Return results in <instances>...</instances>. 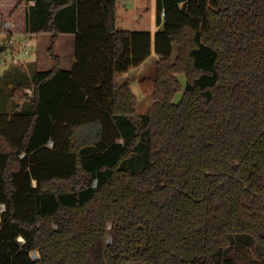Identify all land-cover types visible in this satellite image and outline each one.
I'll use <instances>...</instances> for the list:
<instances>
[{"label":"trees","instance_id":"obj_1","mask_svg":"<svg viewBox=\"0 0 264 264\" xmlns=\"http://www.w3.org/2000/svg\"><path fill=\"white\" fill-rule=\"evenodd\" d=\"M29 1L0 0V30L28 31ZM44 1L55 66L35 72L32 109L0 113V264H264V0H157L155 38L118 26V0ZM154 42L140 114L117 77Z\"/></svg>","mask_w":264,"mask_h":264},{"label":"rangeland","instance_id":"obj_2","mask_svg":"<svg viewBox=\"0 0 264 264\" xmlns=\"http://www.w3.org/2000/svg\"><path fill=\"white\" fill-rule=\"evenodd\" d=\"M139 2L140 6L137 8V5L133 3V0H118L119 20L117 24L120 28L129 30L145 28L151 31L155 38L156 31L162 28V24L158 25L157 23V0H139ZM14 36L16 41L13 44L9 43L7 40H2L5 35L0 39V46H4V49L0 51V113L8 112L12 114L17 110H30L33 106L31 101L34 87L33 77L37 66L36 63L35 66H29L28 60L34 56L35 46L23 47L21 43L25 39H23L21 34L16 32ZM177 52L178 47L176 45L174 48L173 58H175ZM159 58L160 56L155 50L154 42L153 52L151 56L146 59L147 61L144 63L143 68L135 70L136 73L132 74V81L130 82L133 87L132 89H134V92L139 99L138 112L140 114L146 113L153 104L151 94L143 92L140 79L144 76H153L155 74L156 62ZM38 66V69H49L45 58L40 61ZM127 75V72H122L118 74L117 80L120 83L125 82L127 80ZM183 81L185 80L183 79ZM18 86L23 88V91L28 95V98L20 104L19 108L17 107L16 109L17 100L16 97L14 98L13 96L14 89ZM180 97L181 93L177 95L176 99L179 100ZM139 121L142 124L141 117L139 118ZM21 124V121L16 123L7 122L6 128L11 134H13L16 127ZM119 141L124 142V138H120ZM147 145V136L144 134L138 149L125 163L128 168L139 170L146 165ZM34 183L36 184V181H34Z\"/></svg>","mask_w":264,"mask_h":264},{"label":"crops","instance_id":"obj_3","mask_svg":"<svg viewBox=\"0 0 264 264\" xmlns=\"http://www.w3.org/2000/svg\"><path fill=\"white\" fill-rule=\"evenodd\" d=\"M133 3L137 5V8L140 6L139 0H133ZM29 7V28L28 31H19L23 39H25L21 44L22 46H35V54L34 56L28 60V65L29 66H35L36 63V70L34 71V74L38 70H43L42 68L38 69V65L40 61L44 58L47 60V64L49 69L53 68L55 66V61L52 59L48 52V47L51 43V38H52V32L50 31H37V27L39 23L45 19L48 16L49 13V8L47 6V3H45L44 0H30L29 3L27 4ZM67 13L64 12L63 16L62 13L59 16V21L60 23L65 22L67 20ZM119 20V14L117 10V23ZM4 25L6 27L11 25V20H5ZM36 29V30H35ZM137 30H147L145 28H139ZM16 32H13L12 34H9L6 30H0V39L2 36L5 35V37L2 38V40H7L9 43L13 44L15 43V34ZM75 35L76 33L71 31V30H64L58 32V42H57V47H56V52L57 54L61 57L62 61V68L64 69H69L71 70L76 62V57H75ZM36 48V49H35ZM27 53V51L25 50ZM49 54V55H48ZM39 61V62H38ZM147 60H145L142 64L136 67H132L129 70H127V80L132 81L131 77L133 76L132 74L136 73L135 70L137 69H142L144 63ZM38 69V70H37ZM46 69V70H49ZM31 75V74H29ZM140 79V78H139ZM133 88V87H132ZM134 91V89H133Z\"/></svg>","mask_w":264,"mask_h":264},{"label":"water","instance_id":"obj_4","mask_svg":"<svg viewBox=\"0 0 264 264\" xmlns=\"http://www.w3.org/2000/svg\"><path fill=\"white\" fill-rule=\"evenodd\" d=\"M185 6H186V4H184V8H185ZM4 49V46H0V51L1 50H3ZM108 242L110 243V242H112V236L110 235L109 237H108Z\"/></svg>","mask_w":264,"mask_h":264},{"label":"built area","instance_id":"obj_5","mask_svg":"<svg viewBox=\"0 0 264 264\" xmlns=\"http://www.w3.org/2000/svg\"><path fill=\"white\" fill-rule=\"evenodd\" d=\"M28 91H30V90H28ZM49 145L52 146V145H53V142L50 141V142H49ZM3 207H4V206H3ZM33 256H34V258H37V257H38V254H37L36 252H34V253H33Z\"/></svg>","mask_w":264,"mask_h":264}]
</instances>
